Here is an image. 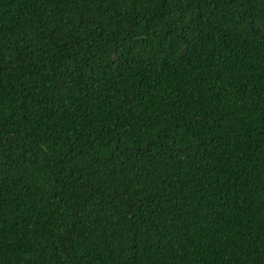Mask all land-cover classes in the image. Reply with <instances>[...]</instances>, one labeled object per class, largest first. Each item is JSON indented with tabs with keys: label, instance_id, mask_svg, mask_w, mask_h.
Here are the masks:
<instances>
[{
	"label": "trees",
	"instance_id": "16d2710c",
	"mask_svg": "<svg viewBox=\"0 0 264 264\" xmlns=\"http://www.w3.org/2000/svg\"><path fill=\"white\" fill-rule=\"evenodd\" d=\"M0 264H264V0H0Z\"/></svg>",
	"mask_w": 264,
	"mask_h": 264
}]
</instances>
